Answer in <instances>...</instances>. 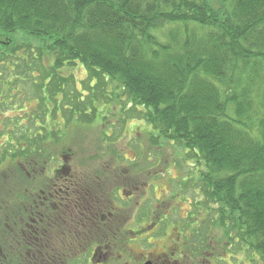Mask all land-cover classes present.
I'll use <instances>...</instances> for the list:
<instances>
[{"label":"trees","instance_id":"1","mask_svg":"<svg viewBox=\"0 0 264 264\" xmlns=\"http://www.w3.org/2000/svg\"><path fill=\"white\" fill-rule=\"evenodd\" d=\"M77 64L82 88L62 74ZM96 117L144 122V150L181 145L177 189L200 194L186 226L264 264V0H0V264H92L129 239L111 202L137 161L89 136Z\"/></svg>","mask_w":264,"mask_h":264},{"label":"rangeland","instance_id":"2","mask_svg":"<svg viewBox=\"0 0 264 264\" xmlns=\"http://www.w3.org/2000/svg\"><path fill=\"white\" fill-rule=\"evenodd\" d=\"M18 37L22 38L20 35ZM13 39H16V37L12 38V40ZM13 41L15 42V40ZM31 42L34 45L40 44L37 41ZM86 71L87 70L80 64H77L73 67L62 69V74L73 78L77 81L79 88H82L81 80L86 78ZM34 94L35 92L32 91L30 96H35ZM85 96L83 95L84 99H86ZM32 102L33 104H30V109L28 111H30V113H34L35 110L39 111V101L35 102L33 100ZM115 110L116 108H114L113 111ZM114 116L113 114H109L108 117L111 119V122L115 121ZM102 123L101 119L98 118L92 125L95 134L89 132L88 134L90 137L100 134L102 128L109 134L113 132V128L108 126V123L105 125ZM116 128L113 134L118 136L116 141L118 142L117 147L119 151L123 156H126L127 159L137 161V170H135V173L129 168L130 164L128 165V163L125 162L119 164L120 170L118 171L123 173V177L126 173L129 178H124L118 183V185H121V190L119 191L121 197H118L116 202H111L112 204L117 203L120 207H115L117 209L116 212L121 213V215L124 214L121 217L119 216L116 220L119 228H122V225L126 226L123 231L127 232L126 234L129 239L126 243L124 242V248L126 255L128 253L134 255L131 263L133 264L134 261L144 260L148 252H163L166 251L167 247L172 246L178 249V251L174 249V253L180 255L173 259L174 263H176L177 258L179 259L177 264H217L215 261L217 256L213 258V255L217 252L220 257H226V262L224 264H250L248 260L238 253L233 254V252L231 253L228 251L226 254L225 251L222 252V247H224L222 245L224 244L221 242L219 243V241L225 242V239L222 237L221 231L216 230L203 237L204 233H206L204 228L198 231L197 226L195 227L194 224L190 225V227H186L185 230H183V227L181 228L182 225H186L183 218L187 213L190 214V210H192V212L196 211L195 208L192 209V206L200 199V194L195 197L191 189L189 191L184 188H181L182 190L177 189L176 185L178 182L176 180L186 178L188 170H190L185 164L175 163V158L177 159L180 152L181 154L183 153L182 146L165 143L163 148L157 149L156 151H151L148 148L144 150L141 148L144 146L141 145L144 142L148 144L146 132L149 129L144 122L142 123L136 120L130 121L127 126L120 127L118 129L119 131L116 130ZM133 164L135 163H132V165ZM129 172L131 176H129ZM111 201L113 200L111 199ZM126 202L129 204L128 207L125 206ZM150 212L152 214L158 213V215H162L161 218L167 215V219L165 220H168V226L170 225L169 228H164V226L166 227L165 223H162L161 226H157L155 223L156 226L141 231L140 234H133L131 232L132 230H136L139 226L141 227V225L150 223L148 221H142V224L138 223V218L134 216L136 214L145 215ZM208 213L206 209H201L198 215V221L201 222V220L208 219ZM195 219H197V217ZM173 225L174 227H172ZM194 228L197 229L196 233L193 231ZM155 232L157 233L155 234ZM186 236L190 237L189 241ZM115 237L117 236L115 235ZM219 237L222 238L219 239ZM121 238L123 237L121 236ZM130 239H134L135 241L133 242ZM203 239H205L206 245L202 244ZM213 252L214 254H212ZM231 255H233V257ZM240 259H243L242 263H238ZM84 263L85 261L81 259L76 261V264Z\"/></svg>","mask_w":264,"mask_h":264},{"label":"flooded vegetation","instance_id":"3","mask_svg":"<svg viewBox=\"0 0 264 264\" xmlns=\"http://www.w3.org/2000/svg\"><path fill=\"white\" fill-rule=\"evenodd\" d=\"M119 196L121 197V193L120 192H119ZM157 214L158 213H155L153 215L157 216ZM161 216L162 215H158L157 216L159 222H158V220H156L155 222L150 221V223H147L145 225H141V227L139 226V228H137L136 230H132V233L133 234H140L141 231L148 230L149 228L156 226L155 223L157 224V226H161L162 223H165V225H168V220H165V219H167V215H165L164 218H161ZM185 217L183 219H185ZM169 226H167V227L164 226V228L167 229V228H169ZM172 227H174V225ZM182 227H183V230H185V228L187 226L186 225H184V226L182 225L181 228ZM25 231H26L25 228L21 229V232L23 233L24 237H26V232ZM152 231H154V230H152ZM156 233L157 232H155V234ZM39 234H41V232H39ZM186 237L188 238L187 240L189 241L190 237L189 236H186ZM35 240L36 241L38 240L37 236L35 237ZM119 240H121V238ZM132 241L134 242L135 240L132 239ZM32 245L33 246H39L38 249H40L43 246L42 242H41V244H40V242L36 244V242L33 241V244H30L28 247L32 248L33 247ZM124 245H125L124 243L123 244L120 243V246L117 245V243L110 244V246L109 245L105 246L104 244L97 245V247H95L96 249L93 252V263H94V261H96L98 264H132L131 260H132L134 255L131 254V253H128L126 255ZM17 247L18 248H20V247L26 248L27 246H26V244L24 242H22V243L18 244ZM174 249H176L178 251V249L176 247L169 246V247H167L166 251H163V252H159V251L148 252L145 255V259L144 260H141V261L139 260V261H136V262L133 260L134 261L133 264H144L146 262H151L152 264H177L179 259L177 258L176 263L173 262V259H175L176 256H180V255L174 253ZM27 250H29V249H27ZM2 254H4V253H2ZM26 254L30 255L29 252H26ZM0 255H1V252H0ZM8 255L9 254H4L3 255L4 256V263L3 264H13V262H11V259H14V256H12L11 258H8L10 256V255L9 256ZM0 262H2V261H0ZM19 264H23V263H19Z\"/></svg>","mask_w":264,"mask_h":264},{"label":"water","instance_id":"4","mask_svg":"<svg viewBox=\"0 0 264 264\" xmlns=\"http://www.w3.org/2000/svg\"><path fill=\"white\" fill-rule=\"evenodd\" d=\"M144 264H152L151 262H146V263H144Z\"/></svg>","mask_w":264,"mask_h":264}]
</instances>
